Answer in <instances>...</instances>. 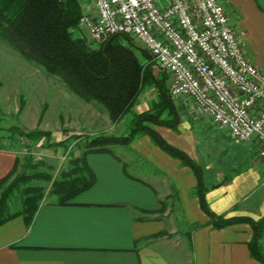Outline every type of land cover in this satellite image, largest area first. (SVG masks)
<instances>
[{
    "label": "crops",
    "instance_id": "crops-1",
    "mask_svg": "<svg viewBox=\"0 0 264 264\" xmlns=\"http://www.w3.org/2000/svg\"><path fill=\"white\" fill-rule=\"evenodd\" d=\"M219 1L243 34L246 56L264 71V0ZM185 113L168 128L178 133L163 138L201 166L211 211L245 220L215 226L193 194L192 170L143 135L130 154H88L96 180L68 203L41 200L30 222L16 216L1 224L0 264H264L248 246L251 221L264 219V162L255 140L235 144L210 120L217 137H201ZM16 156L0 146V178ZM142 159L156 171L144 172Z\"/></svg>",
    "mask_w": 264,
    "mask_h": 264
},
{
    "label": "trees",
    "instance_id": "trees-1",
    "mask_svg": "<svg viewBox=\"0 0 264 264\" xmlns=\"http://www.w3.org/2000/svg\"><path fill=\"white\" fill-rule=\"evenodd\" d=\"M79 16V0H0V40L26 60L42 66L51 75L59 76L79 97L99 103L113 123L132 111L145 87L154 88L156 96L150 110L132 115L127 132L102 134L86 143L85 151L70 159L68 166L53 179L48 193L57 203H68L96 180L87 162L88 154L115 155L110 146L127 145L139 135H148L158 148L188 166L195 174L193 194L199 198L201 208L215 226L245 220L215 215L205 199L206 186L201 166L152 128L164 126L175 129L179 122L174 103L168 95L167 74L154 72L155 62L151 54L123 34H116L103 43L83 40L77 34ZM138 54L146 58L144 63L139 61ZM8 130L10 139L19 136L28 142L39 138L48 141L51 136L50 132L38 129L22 131L16 125H11ZM79 137L74 133L54 143L63 145L68 139ZM47 144L53 142L48 141ZM30 160H24L27 166H31ZM19 163L16 156L12 169L0 178V225L16 216L30 222L44 196L43 190L30 185L21 187L34 177L50 178L49 173L38 172L14 175ZM15 192L18 196L14 195ZM12 199H17V208H11ZM251 223L254 233L248 244L249 250L258 262L264 263L261 246L264 219Z\"/></svg>",
    "mask_w": 264,
    "mask_h": 264
},
{
    "label": "built area",
    "instance_id": "built-area-1",
    "mask_svg": "<svg viewBox=\"0 0 264 264\" xmlns=\"http://www.w3.org/2000/svg\"><path fill=\"white\" fill-rule=\"evenodd\" d=\"M82 2L79 26L87 41L103 43L116 34L132 38L167 74L175 105L227 129L235 144L254 139L264 162V71L246 56L243 34L219 0Z\"/></svg>",
    "mask_w": 264,
    "mask_h": 264
},
{
    "label": "rangeland",
    "instance_id": "rangeland-1",
    "mask_svg": "<svg viewBox=\"0 0 264 264\" xmlns=\"http://www.w3.org/2000/svg\"><path fill=\"white\" fill-rule=\"evenodd\" d=\"M79 3L81 16L84 2L79 0ZM79 25L78 20L79 32H76L87 41V31ZM138 59L141 63L146 61L142 54H138ZM155 96L154 88L145 87L132 111L126 113L117 123H113L108 112L99 103L79 97L59 76L51 75L42 66L26 60L0 40V146L12 148L20 159L14 175L22 172L49 173L50 178L34 177L21 187L28 185L40 187L44 194L42 200H55L54 196L48 193L53 179L68 166L70 159L80 156L85 151L86 143L102 134L119 135L127 132L132 115L150 110ZM174 106L180 122L186 118L185 109L179 104ZM188 116L191 117L188 122L197 130L198 135L217 137L216 129L208 118L189 114ZM11 125L18 126L22 131L38 129L50 132L48 141L53 144H47L48 141L44 138L32 142L20 139L19 136L10 139L8 128ZM158 127L152 126L156 131ZM157 132L166 140H171V136L178 133L168 128L161 130L159 128ZM74 133L80 135L79 139L70 138L63 145H55L54 142ZM130 143L110 147L113 153L130 154ZM27 158L31 159L29 163L31 166L26 165L24 160ZM141 168L148 173L156 171L154 166L143 159ZM14 195L18 196L16 192ZM17 204V199H12L11 208H17Z\"/></svg>",
    "mask_w": 264,
    "mask_h": 264
},
{
    "label": "water",
    "instance_id": "water-1",
    "mask_svg": "<svg viewBox=\"0 0 264 264\" xmlns=\"http://www.w3.org/2000/svg\"><path fill=\"white\" fill-rule=\"evenodd\" d=\"M154 72L155 73H158V69L156 67L154 68Z\"/></svg>",
    "mask_w": 264,
    "mask_h": 264
}]
</instances>
